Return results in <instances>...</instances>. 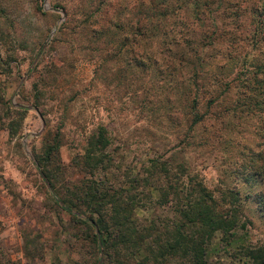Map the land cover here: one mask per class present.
Here are the masks:
<instances>
[{"label":"trees","instance_id":"1","mask_svg":"<svg viewBox=\"0 0 264 264\" xmlns=\"http://www.w3.org/2000/svg\"><path fill=\"white\" fill-rule=\"evenodd\" d=\"M112 1L99 0L109 10L103 13L101 36L106 43L96 55L100 59L96 74L102 73V79L116 90L129 89L136 100L144 96L141 113L150 105L151 111L146 112L149 120L162 117L176 128V149L147 157L134 174L122 175L127 186L116 185L112 172L120 171L121 165L114 164L107 151V129L96 126L82 153L71 159L82 179L71 184L68 198L60 197L55 188L69 187L59 162L58 128L51 136L48 131L43 135L34 166L53 203L73 221L90 227L95 264H105L104 256L110 254L114 257L106 258L114 264H133L137 251L143 248L154 264H169L170 259L180 264H208L207 248L214 234L224 245L236 243L237 231L246 230L251 222L249 213L254 211L264 225V189L254 195L243 191L247 179L264 185V148L230 145L226 158L238 157L244 163L250 156L246 160L249 169L242 175L230 169L237 187L226 186L219 197L190 169L189 162L177 155L187 146L201 148L211 140L220 144L234 114L239 119L244 113L249 115L243 119L257 114L263 120L259 124L264 139V93H256L259 86L264 87V0H127L123 16L117 12L122 8L113 6ZM60 8L65 11L63 5ZM251 49L255 52L248 61ZM209 62H213L211 66ZM218 62L233 65L232 69L239 65L238 75L229 82L222 80L221 71L213 75L214 70H222ZM234 87L233 104L223 107L218 96L224 99ZM148 91L151 99H147ZM216 136L220 141L213 139ZM98 166L113 170L95 178ZM152 190L159 195L158 203L172 202L175 213L157 218L159 225H135L130 218L132 210L142 206L140 198L148 197ZM81 202L84 211L79 209ZM230 255L244 258L247 264H264V239L254 244L236 243Z\"/></svg>","mask_w":264,"mask_h":264},{"label":"rangeland","instance_id":"2","mask_svg":"<svg viewBox=\"0 0 264 264\" xmlns=\"http://www.w3.org/2000/svg\"><path fill=\"white\" fill-rule=\"evenodd\" d=\"M126 1H112L113 6L122 8L117 10L122 16ZM62 5L65 11L60 8ZM108 10L107 4L103 6L99 0H0V264H95L90 227L73 221L53 203L34 166V154L41 151L47 131L48 136L57 128L61 132L59 162L69 187L55 188L60 197L67 198L71 184L82 179L71 159L75 153H82L86 138L96 126L107 129V151L121 168L115 171L98 166L94 177L101 179L113 170L116 185L127 186L122 175L134 174L147 157L176 149V128L162 117L149 120L146 112L151 111L150 105L145 104L148 108L141 113L140 100L144 96L139 95L136 100L129 89L116 90L102 79V73L96 74L100 62L96 55L106 43L101 36V24L106 18L103 13ZM95 30H99L96 36ZM248 51L250 61L255 51ZM217 64L222 70H214L213 75L221 71L222 80L228 82L240 71L239 65L232 69L228 63ZM236 89L232 88L224 99L218 96L223 107L233 104ZM151 93L146 92L147 99H151ZM256 93H264V87L259 86ZM14 105L25 109L16 110ZM236 115L229 120V130L220 144L211 140L201 148L187 146L177 155L189 162L190 169L216 197L226 186L237 187L229 176L230 169L240 175L249 169L246 160L250 156L244 163L238 157L226 158L230 145L246 143L255 150L264 148L259 124L263 120L257 114L247 119L242 117L249 113L240 119ZM261 117L264 118V111ZM244 183L243 191L252 195L264 189L262 182L254 178ZM140 199L142 206L136 199L139 207L130 215L135 225H159L157 218H169L175 213L172 202H157L159 195L154 190ZM78 205L84 211L82 202ZM256 214L249 213L251 222L246 224V230L237 231L236 243L254 244L264 239V225ZM218 236L214 234L207 248L208 264H247L244 258L231 257L236 243L224 245ZM145 251H137L133 264H154ZM145 255L149 260H145ZM106 257H114L113 254L104 256V262L114 264ZM169 264L180 262L170 259Z\"/></svg>","mask_w":264,"mask_h":264}]
</instances>
